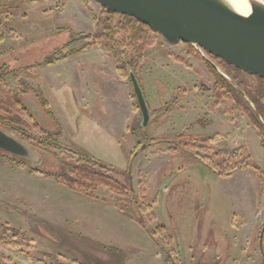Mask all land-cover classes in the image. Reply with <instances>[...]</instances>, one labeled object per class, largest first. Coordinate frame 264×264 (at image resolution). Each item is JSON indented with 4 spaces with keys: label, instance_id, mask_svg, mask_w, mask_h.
<instances>
[{
    "label": "rangeland",
    "instance_id": "rangeland-1",
    "mask_svg": "<svg viewBox=\"0 0 264 264\" xmlns=\"http://www.w3.org/2000/svg\"><path fill=\"white\" fill-rule=\"evenodd\" d=\"M0 2L17 9L0 29V71H13L4 79L20 89L25 121L40 127H22L34 135L37 150L20 151L21 157L0 153V264H260L264 183L251 168L219 176L175 137L218 134L200 155L243 147L264 174L257 130L232 111L231 101L212 107L213 79L204 64L181 42L169 44L156 34L139 67L153 115L142 128L128 77L116 69L133 59V50L116 58L97 46L76 51L87 44L80 34L95 32L98 4ZM241 75L255 84L253 76ZM68 148L119 170L131 158L133 185L141 181L151 208L122 210L117 202L123 197L105 187L89 197L57 182L71 176L70 164L80 158Z\"/></svg>",
    "mask_w": 264,
    "mask_h": 264
},
{
    "label": "trees",
    "instance_id": "trees-1",
    "mask_svg": "<svg viewBox=\"0 0 264 264\" xmlns=\"http://www.w3.org/2000/svg\"><path fill=\"white\" fill-rule=\"evenodd\" d=\"M100 8L101 12L95 18V32L93 34H80L82 39L87 41V44L76 49V51L97 46L104 49L112 58H116L119 54H125L128 49L133 50V59L127 63L117 62L116 69L125 77H128V70H132L142 88L139 67L143 62V55L146 49L155 45L157 33H154L150 27L140 23L133 17L109 11L102 6ZM15 10L17 11L15 7L0 2V29L3 27L6 17L14 13ZM182 44L190 54H193L197 60L204 64L213 79L212 86L208 88L213 101L212 107L217 109L223 101H231L232 111L244 116L248 123L257 130L260 146L264 148V78L251 75L255 79V84L250 86L242 78L241 73L243 71L240 69L205 52L219 68L218 70L192 44ZM76 51L71 50L68 54ZM170 56L174 61L192 68L182 57L174 54ZM46 62L53 63L52 60ZM39 64L36 63L24 67L22 70L29 71L36 68ZM126 66L128 68L127 71H125ZM12 72L7 70L4 74H1L2 71H0V153L21 157L19 151H26V149L37 150V145H34L35 142L31 140L34 135L24 132L22 127L25 125L29 131H35L36 129L38 131L37 127L39 126L38 124H31V119L25 121L24 117L29 114L21 103L20 89L11 87L4 79L5 76L12 75ZM17 132L21 135H18ZM40 132L43 135H47V141L50 144L61 146L60 143L53 141L52 136L48 135L47 132L39 129L38 134ZM175 137L184 148L197 151L196 155L198 158L219 176H228L241 168H251L256 173L259 182L264 183L263 171L254 162L252 156L245 152L243 147L232 151L213 152L212 155L199 154L201 151L206 152L205 148L208 144L216 143L219 140L220 136L218 134L211 137H201L194 134L177 133ZM39 141L43 142L41 139ZM154 142L157 143L158 139H155ZM68 151L75 156L79 155L80 158L70 164L69 171L71 176L66 180L57 178V182L64 184L72 191L80 192L89 197H94L92 191L97 187H105L110 192L123 197L117 202V205L122 210L128 209L131 211L129 207L133 206L144 214L145 211L147 212L151 208L141 181H138L136 189L133 185L130 171L131 158L125 170H119L101 163L92 162L89 157L84 156L83 153L76 152L74 149L68 148ZM214 158H220V160L215 162ZM111 173L116 174L117 177L111 175ZM131 213L135 215L132 219L144 227L143 221L138 214L133 210ZM160 228L165 231L164 226ZM263 230L264 223L262 232ZM149 234L154 238V232ZM260 264H264V251Z\"/></svg>",
    "mask_w": 264,
    "mask_h": 264
},
{
    "label": "water",
    "instance_id": "water-1",
    "mask_svg": "<svg viewBox=\"0 0 264 264\" xmlns=\"http://www.w3.org/2000/svg\"><path fill=\"white\" fill-rule=\"evenodd\" d=\"M90 1L135 18L169 44L190 43L249 75L264 78V5L260 3L249 1L250 14L243 16L221 0ZM127 74L140 125L145 128L153 115L134 72L128 70Z\"/></svg>",
    "mask_w": 264,
    "mask_h": 264
},
{
    "label": "bare ground",
    "instance_id": "bare-ground-1",
    "mask_svg": "<svg viewBox=\"0 0 264 264\" xmlns=\"http://www.w3.org/2000/svg\"><path fill=\"white\" fill-rule=\"evenodd\" d=\"M221 1L240 15L247 16L250 14L249 1L251 0H221ZM253 1L264 4L263 1L261 0H253Z\"/></svg>",
    "mask_w": 264,
    "mask_h": 264
},
{
    "label": "built area",
    "instance_id": "built-area-1",
    "mask_svg": "<svg viewBox=\"0 0 264 264\" xmlns=\"http://www.w3.org/2000/svg\"><path fill=\"white\" fill-rule=\"evenodd\" d=\"M194 48L203 56V57H205L206 58V53L202 50V49H200V48H198V47H195L194 46Z\"/></svg>",
    "mask_w": 264,
    "mask_h": 264
},
{
    "label": "flooded vegetation",
    "instance_id": "flooded-vegetation-1",
    "mask_svg": "<svg viewBox=\"0 0 264 264\" xmlns=\"http://www.w3.org/2000/svg\"><path fill=\"white\" fill-rule=\"evenodd\" d=\"M71 41L69 40L66 44H69ZM142 89V88H141ZM142 91H143V89H142ZM143 94H144V92H143ZM211 97V96H210ZM144 98H145V95H144ZM146 100V99H145ZM146 103H147V101H146ZM148 105V104H147ZM149 108V107H148ZM150 111V110H149ZM150 115H151V113H150ZM259 242H260V239H259ZM261 244H262V239H261V242H260V246H261Z\"/></svg>",
    "mask_w": 264,
    "mask_h": 264
}]
</instances>
